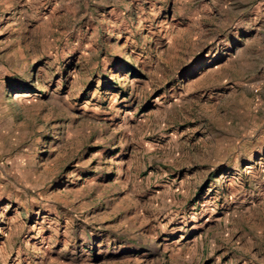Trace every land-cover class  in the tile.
<instances>
[{"label": "rangeland", "instance_id": "1", "mask_svg": "<svg viewBox=\"0 0 264 264\" xmlns=\"http://www.w3.org/2000/svg\"><path fill=\"white\" fill-rule=\"evenodd\" d=\"M0 264H264V0H0Z\"/></svg>", "mask_w": 264, "mask_h": 264}]
</instances>
